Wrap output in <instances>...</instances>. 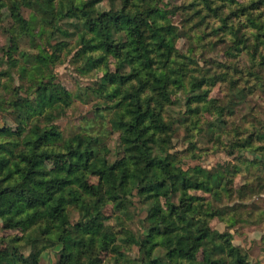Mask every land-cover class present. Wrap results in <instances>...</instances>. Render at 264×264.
I'll use <instances>...</instances> for the list:
<instances>
[{
  "label": "rangeland",
  "instance_id": "rangeland-1",
  "mask_svg": "<svg viewBox=\"0 0 264 264\" xmlns=\"http://www.w3.org/2000/svg\"><path fill=\"white\" fill-rule=\"evenodd\" d=\"M91 1L94 13L118 9L123 3ZM147 1L166 15L160 24L169 25L172 31L170 59L187 73L183 87L169 88L162 112L172 128L173 161L184 169L198 166L207 170L247 161L225 180L230 198H224L223 203L239 205L242 217H250L229 222L219 216L209 219L208 224L221 234L229 233L232 245L245 252L250 264H264V31L254 26V20L264 25V0ZM45 16L24 0H0V142H19L21 147L33 125L45 129L56 125L64 138L95 135L99 139L95 150L108 164L116 169L128 165L111 121L120 114L124 121L132 119L129 110L115 105L134 82L119 87L106 77L117 67L111 55L97 49L82 52L83 42L75 33L81 20L63 17L50 28L39 21ZM23 21L29 22V32L22 28ZM148 41L153 46L150 55L161 67L157 45L150 37ZM87 57L96 64L89 67ZM128 71L126 67L122 72ZM39 84L59 91L64 98L50 104L49 98L39 93ZM117 92L120 95L112 96ZM142 92L149 97L157 93L151 88ZM14 102L17 106L13 107ZM248 137L249 146L243 142ZM67 168L66 159L46 164L51 173L66 172ZM88 180L100 184L98 176ZM238 191L245 192L243 199L238 198ZM134 195L128 207L131 218L122 216V221L136 235H146V204ZM179 200V194L171 196L169 203ZM104 204L105 224L116 231L118 213L111 201ZM70 218L72 222L78 218L74 210ZM24 236L10 224L8 215L0 218L1 251L6 252L11 243L28 256L32 244ZM60 249V244L47 242L39 264H58ZM193 253L200 259L199 248ZM138 255L135 241L125 244L117 240L101 252L98 264H136Z\"/></svg>",
  "mask_w": 264,
  "mask_h": 264
},
{
  "label": "trees",
  "instance_id": "trees-1",
  "mask_svg": "<svg viewBox=\"0 0 264 264\" xmlns=\"http://www.w3.org/2000/svg\"><path fill=\"white\" fill-rule=\"evenodd\" d=\"M122 1L118 9L94 13L91 0H24L45 13V19L39 21L50 28L63 17L81 20V26L75 24V33L83 42L82 52L97 49L111 55L117 67L106 77L119 87L134 82L121 95H112H120L115 106L132 114L131 120L124 121L116 113L119 117L111 121L128 165L116 169L108 164L95 150L99 142L95 135L64 138L56 125L49 129L33 125L21 147L19 142H0V218L8 215L10 224L22 230L25 241L32 244V251L24 256L9 243L6 252L0 250V264H39L47 242L61 245L58 264H98L101 252L117 240L137 243L136 264H250L245 252L232 245L229 233L221 234L208 224L219 216L229 222L250 217H242L239 205L223 203L224 198H230L225 180L247 161L211 170L198 166L184 169L174 163L172 128L162 112L169 88L183 87L187 73L170 59L172 31L169 25L160 24L166 19L163 11L147 0ZM136 2L140 4L134 5ZM254 22L256 29L264 31L263 24ZM23 23L22 28L29 32V22ZM88 34L92 36L85 40ZM149 37L157 45L161 67L150 55L153 46ZM86 61L89 67L96 64L91 57ZM126 67L129 71L122 72ZM150 88L157 92L154 97L142 92H150ZM37 89L50 104L64 98L45 84ZM192 97L189 100L196 103ZM12 106L17 105L14 102ZM250 140L243 142L249 146ZM63 159L68 161L66 172L47 171L48 162ZM91 176H98L100 184H91ZM133 193L146 204V235H136L122 221V216L131 218L128 207ZM178 194L180 200L169 203L170 197ZM237 194L241 199L245 196V192ZM105 200L111 201L118 213L116 231L105 224ZM71 210L78 215L74 222ZM198 248L200 259L193 253Z\"/></svg>",
  "mask_w": 264,
  "mask_h": 264
}]
</instances>
